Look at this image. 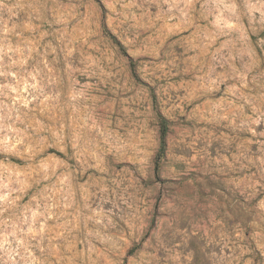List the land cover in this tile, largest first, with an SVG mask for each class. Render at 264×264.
Returning <instances> with one entry per match:
<instances>
[{
  "label": "rangeland",
  "instance_id": "rangeland-1",
  "mask_svg": "<svg viewBox=\"0 0 264 264\" xmlns=\"http://www.w3.org/2000/svg\"><path fill=\"white\" fill-rule=\"evenodd\" d=\"M0 264H264V0H0Z\"/></svg>",
  "mask_w": 264,
  "mask_h": 264
},
{
  "label": "trees",
  "instance_id": "trees-1",
  "mask_svg": "<svg viewBox=\"0 0 264 264\" xmlns=\"http://www.w3.org/2000/svg\"><path fill=\"white\" fill-rule=\"evenodd\" d=\"M104 32L107 36H109L117 46H120L119 43L108 33V31L104 28ZM156 118L159 126V135H160V149L164 150L165 146V138L168 133V121L158 112L156 113ZM53 152V151H51ZM58 156H62L59 153H56Z\"/></svg>",
  "mask_w": 264,
  "mask_h": 264
}]
</instances>
